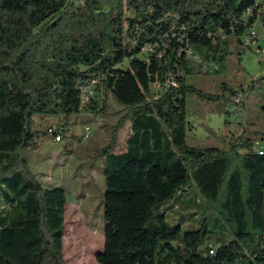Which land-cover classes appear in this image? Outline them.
<instances>
[{"label":"trees","instance_id":"1","mask_svg":"<svg viewBox=\"0 0 264 264\" xmlns=\"http://www.w3.org/2000/svg\"><path fill=\"white\" fill-rule=\"evenodd\" d=\"M256 24L264 29V0H0V264H67V190L45 185L30 153L48 135L61 142L73 116L106 112L118 96L113 78L127 79L138 99L118 96L124 112L94 156L105 187L98 262L264 264V118L229 146L187 140L192 94L226 123L228 107L244 106L250 92L264 112V75L215 90L196 79L242 56L259 39ZM193 189L204 196L193 203L202 216L184 230L168 211Z\"/></svg>","mask_w":264,"mask_h":264},{"label":"rangeland","instance_id":"2","mask_svg":"<svg viewBox=\"0 0 264 264\" xmlns=\"http://www.w3.org/2000/svg\"><path fill=\"white\" fill-rule=\"evenodd\" d=\"M262 32L261 24L256 26ZM260 38V37H259ZM264 37L246 47L242 56L234 53L221 73L198 74L200 86L215 90L220 83L228 82L235 87L245 86L264 75ZM240 57H242L240 59ZM165 82V77L152 78L156 90ZM112 89L124 104L138 97L125 78H113ZM114 93L109 95L107 111L96 116L80 113L70 121V132L61 141L55 142L52 136L44 140L42 150L30 153L31 170L47 186H62L67 190L65 207V227L63 255L67 264H100L97 254L104 250V173L103 160L94 158L97 150L106 145L114 125L123 114V103ZM244 106L232 105L229 123L225 116L209 112L212 102L192 94L188 99L189 119L193 128L188 131V143L201 145L229 146L234 141L233 134L240 135L246 126L249 129L263 125L264 112L260 108L259 92L244 96ZM254 121V124H249ZM90 126V135L85 137V129ZM130 123L120 130L116 150L125 149L130 134ZM247 131L244 135H250ZM204 199L198 189L184 193L180 202L168 211L170 224L181 223L184 230L198 227L202 211L193 205Z\"/></svg>","mask_w":264,"mask_h":264},{"label":"crops","instance_id":"3","mask_svg":"<svg viewBox=\"0 0 264 264\" xmlns=\"http://www.w3.org/2000/svg\"><path fill=\"white\" fill-rule=\"evenodd\" d=\"M257 25H258V24H256V26H257ZM256 26H255V31L260 35L259 37H260V38H261V37H264V29L262 30L261 33H259V32L257 31ZM260 38H259V39H260ZM263 59H264V54H263ZM125 149H126V142H125ZM125 149L120 150V151H124Z\"/></svg>","mask_w":264,"mask_h":264},{"label":"water","instance_id":"4","mask_svg":"<svg viewBox=\"0 0 264 264\" xmlns=\"http://www.w3.org/2000/svg\"><path fill=\"white\" fill-rule=\"evenodd\" d=\"M99 255H100V253L97 254V256H99Z\"/></svg>","mask_w":264,"mask_h":264},{"label":"built area","instance_id":"5","mask_svg":"<svg viewBox=\"0 0 264 264\" xmlns=\"http://www.w3.org/2000/svg\"><path fill=\"white\" fill-rule=\"evenodd\" d=\"M59 139V138H58Z\"/></svg>","mask_w":264,"mask_h":264}]
</instances>
